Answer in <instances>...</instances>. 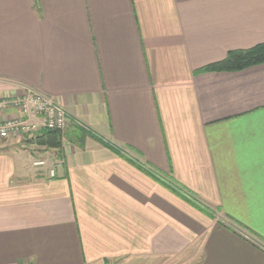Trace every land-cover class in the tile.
Instances as JSON below:
<instances>
[{"label":"crops","instance_id":"0c3cea01","mask_svg":"<svg viewBox=\"0 0 264 264\" xmlns=\"http://www.w3.org/2000/svg\"><path fill=\"white\" fill-rule=\"evenodd\" d=\"M261 43L264 0H0V100L71 121L0 139V264H264V63L204 70Z\"/></svg>","mask_w":264,"mask_h":264},{"label":"built area","instance_id":"2783aa9c","mask_svg":"<svg viewBox=\"0 0 264 264\" xmlns=\"http://www.w3.org/2000/svg\"><path fill=\"white\" fill-rule=\"evenodd\" d=\"M7 107L15 108L19 115L0 122L1 140L31 136L44 130L63 132L71 123L59 103L31 88H25L17 98L0 100V110ZM34 165L41 166L44 162L36 161ZM49 177H54V170L49 171Z\"/></svg>","mask_w":264,"mask_h":264},{"label":"trees","instance_id":"16d2710c","mask_svg":"<svg viewBox=\"0 0 264 264\" xmlns=\"http://www.w3.org/2000/svg\"><path fill=\"white\" fill-rule=\"evenodd\" d=\"M264 63V43L258 44L248 50L232 51L224 60L209 65L205 71H238ZM37 138L39 145L51 148H59L61 145V132L44 130Z\"/></svg>","mask_w":264,"mask_h":264},{"label":"rangeland","instance_id":"374dc122","mask_svg":"<svg viewBox=\"0 0 264 264\" xmlns=\"http://www.w3.org/2000/svg\"><path fill=\"white\" fill-rule=\"evenodd\" d=\"M31 142H30V144L28 145V148H29V150L31 149V151H33V153H38V157L37 158H42V157H44V156H47V155H45V154H41L42 152V148H40V147H42V146H44V145H42V146H40V145H37L35 142H33V140L31 139L30 140ZM0 145H1V142H0ZM45 151H47V150H45ZM41 154V155H40ZM46 165V162L44 163V165L43 166H45Z\"/></svg>","mask_w":264,"mask_h":264}]
</instances>
